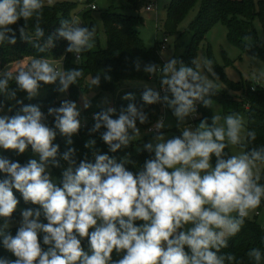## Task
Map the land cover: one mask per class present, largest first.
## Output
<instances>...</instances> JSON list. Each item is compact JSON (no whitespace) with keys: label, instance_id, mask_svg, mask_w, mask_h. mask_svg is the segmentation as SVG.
I'll return each instance as SVG.
<instances>
[{"label":"clouds","instance_id":"clouds-1","mask_svg":"<svg viewBox=\"0 0 264 264\" xmlns=\"http://www.w3.org/2000/svg\"><path fill=\"white\" fill-rule=\"evenodd\" d=\"M53 3L47 0L48 6ZM44 7L45 0H0V45L17 43L10 26L23 19L20 39L39 53L49 51L58 39L68 41L66 52L74 54L76 61L93 49L95 26L90 29L73 19H61L55 32L45 39L41 27ZM30 20L35 22L31 35L27 30ZM134 63L139 71L140 62ZM191 65L177 59L162 67L148 63L143 71L159 77L160 91L145 85L141 106L129 103L118 113L114 107H106L93 114L89 135L100 133L109 152L116 153L141 140L137 122L143 125L149 121L145 105L161 104L172 111L180 135L166 137L162 131L166 127L164 118L158 119L149 129L155 133L152 139L142 148L136 147L137 152L149 153L142 166L136 165L130 154L118 162L114 156L99 152L96 140L91 138L84 147L91 151L93 160L85 154L78 162L72 137L87 122L82 123L77 104L65 99L58 107H49L45 114L39 105H25L17 99V91L26 93L31 100L39 95L42 84L57 82V90L67 93L83 78V69L62 70L48 58L33 57L26 66L0 71V97L20 105L14 115H0V149L20 155L30 146L38 156L23 165L0 156V173L4 174L0 179V218L4 221L0 224V245L15 257H0V264L237 261L235 254L222 250L229 247V239L241 231L246 219L264 201V146L249 147L257 133L248 130L245 118L237 112L224 116L216 112L210 124L207 119L195 127L186 124L188 118L195 117L198 102L213 108L212 96L218 89L208 75L218 79L210 59L193 58ZM104 78L111 80L106 73ZM251 79L255 91V85L264 81V70L253 73ZM13 83L15 88L11 87ZM100 83L98 74L88 87H99ZM123 99L133 101L135 96L127 93ZM90 106L87 101L83 104L84 109ZM13 107H7V112H12ZM5 108L0 101V113ZM49 117L53 118V126L47 122ZM58 134L65 138L67 147L63 152L54 143ZM128 164L137 171H130ZM52 168L62 169L59 183L51 175ZM13 189L21 193L25 204L39 206L21 210L15 235L9 230V220L19 204ZM85 240L87 250L82 243ZM246 255L252 264H264L260 248H251Z\"/></svg>","mask_w":264,"mask_h":264},{"label":"trees","instance_id":"trees-1","mask_svg":"<svg viewBox=\"0 0 264 264\" xmlns=\"http://www.w3.org/2000/svg\"><path fill=\"white\" fill-rule=\"evenodd\" d=\"M130 1L132 8L138 9L139 2L137 0ZM87 3L89 4V9L84 12L85 21L81 26H87L90 29L95 26L96 37L93 49L82 53L79 61H76L77 57L74 54L66 52L68 41L58 39L55 41V46L49 51L39 53L31 44L20 39L19 28L25 24L23 19L16 25L10 26L15 30L17 43L15 45L7 43L0 45V71L6 68L8 70H14L21 65L26 66L33 57H45L56 60L64 58L65 70L81 68L84 72V76L79 80L78 84L69 87L67 91L68 97L65 98H62L61 93L57 90L58 82L52 85L42 84L41 88L45 89L46 96L41 98L35 97L29 100L26 93L17 91V99L23 100L25 105H39L41 111L47 114L49 107H58L62 100L67 99L76 103L81 91L85 90L88 86V79L98 74L101 75V83L97 88L112 93H115L117 89H122L118 96L114 98L113 107L117 110V113L122 107H127L129 103H135L138 107L143 104L141 94L145 88L136 87L134 89H127L126 86L131 82L151 79L150 75L143 71L146 64L154 63L159 66L163 64L159 52L160 42L157 39L154 47H147L138 30L139 18L134 14H124L119 12L117 8L110 7L100 15L106 36V46H103L99 36L98 24L93 16V11L95 10L91 8L94 1L87 0ZM198 4V13L188 27V31L192 33L191 41L187 44L184 53L180 55L174 54L173 59H177L185 65L192 66L191 61L193 58L197 57L201 41L205 39L206 34L216 24L222 23L227 27L228 37L231 41L243 51L250 52L264 61V0H170L166 6L167 15L164 25L165 31L167 33H176L179 25ZM71 7L72 4L70 2L56 3L53 6L45 4L41 21V27L45 31V39L59 27L61 19H73L70 14ZM256 19L259 20L262 27V41H260L255 29L254 21ZM34 23V20H30L27 23V30L30 35L34 31ZM251 38H253V42L248 41ZM136 61L140 62L139 71L135 68L134 62ZM104 73L109 75L111 80H106L104 78ZM218 73L223 82L227 84V87L229 89H236V91L239 92L241 91L242 97L234 98L233 95L228 92L229 89H221L218 86L216 94L212 96L213 103H220L226 114L244 112L247 116L246 127L248 130H254L257 133L256 140L249 147L264 146V88L255 89V91H253L251 81L234 83L226 78L221 68H218ZM11 87L15 88L16 86L13 83ZM127 93L134 94L135 100H124L123 97ZM0 101H3L6 105L5 112H7V107L14 106L13 111L8 112L9 115H14L20 107L15 101H7L3 97H0ZM198 107L199 118L196 121L207 119L210 124L211 117L213 116L211 108H206L201 103L198 104ZM103 109H105V107L94 109L91 105L86 109L85 116L80 118L82 123L85 121L87 123L85 127L80 129L77 135L72 137V147L77 149V161L79 162V160L83 159L85 154H87L88 160H93L91 151L84 147L85 142L91 138L96 140V149L99 150V152L114 156L118 162L121 158L130 154L131 160L134 161L136 165L142 166L144 161L149 158V153L136 151L137 146L142 148L144 144L141 140L130 145L126 149L111 153L109 152L108 146L100 138V133L89 135L88 129L91 128L94 123L93 114ZM144 111L147 113L149 121L143 125L137 122V126L141 131L148 130V128L160 119L163 114L160 104L145 105ZM47 122L49 126H53L52 117H49ZM101 131H105V129H101ZM54 143L59 144L60 152L65 151L67 146L64 137L58 134ZM226 151L231 152L230 149H226ZM0 156L18 161L22 165L27 163L31 158L38 159V156L31 151L30 146L25 153L20 155H17L13 150L0 149ZM61 164L66 166L63 161H61ZM126 167H128L130 171H137V168L134 167L133 164H128ZM262 169H264V166H262ZM51 171L53 175L58 178L59 183L62 169L52 168ZM3 178L4 174L0 173V179ZM261 183H264V171H262ZM13 192L19 200V204L17 210L9 220V230L15 235L18 226L12 225L20 220V209L28 207L38 208L39 206L25 204L21 193L15 189H13ZM263 208L264 201H262L258 209ZM41 221L47 223L43 217H41ZM3 222V219L0 218V224H3ZM40 240L42 244V234L40 235ZM82 243L87 250V241L85 240ZM42 247L46 248V246L43 245ZM251 248H260L261 251L264 252V228L256 219L248 217L241 231L235 237L229 239V247L223 249L222 252H231L236 255L237 261L233 262V264H252L246 255L247 251ZM0 257L15 259V257L5 250L2 245H0Z\"/></svg>","mask_w":264,"mask_h":264},{"label":"rangeland","instance_id":"rangeland-1","mask_svg":"<svg viewBox=\"0 0 264 264\" xmlns=\"http://www.w3.org/2000/svg\"><path fill=\"white\" fill-rule=\"evenodd\" d=\"M98 9L93 11V16L99 27V36L103 46H106V36L104 32L103 23L101 20V13L106 11L110 7L117 8L119 12L124 14H134L139 18L138 30L140 32L141 38L144 40L147 47L151 48L156 45V39L162 42L166 37H168L167 49L164 51H159L161 55V60L165 64L167 61L173 59L174 54H183L187 44L191 41L192 33L188 31L190 22L195 18L198 13L199 4L189 13L187 18L179 25L178 31L176 33H167L165 31L164 25L166 21L167 10L166 6L170 0H137L139 2L138 9H133L130 0H93ZM257 1V0H255ZM61 2H70L72 4L70 14L73 19L78 23L82 24L84 19V12L89 9V4L87 0H54V4ZM154 3L157 9L154 11H147L146 4ZM47 5V0H45ZM255 29L260 41L263 40L262 27L258 19L254 21ZM253 42V38L248 40ZM255 57L256 59H253ZM196 58H207L213 63V70L216 73V77L209 75L210 79H214V82L221 89L228 90L227 84L223 82L221 76L218 73V68H221L226 75V78L234 83L251 81L252 86H254V81L251 79L253 73L258 74L261 70H264V61L256 55L250 52L243 51L240 49L233 41L228 37L227 27L222 24H216L207 34L203 41H201L198 54ZM53 61L57 67L62 70L64 68V58L59 59H49ZM91 79H88V83ZM148 85L153 87L155 90L160 91V84L156 80H145L136 81L127 84V89H134L136 87H144ZM89 86V84H88ZM86 87L82 90L79 99L76 101L78 108L81 110V117L83 118L86 113V109L83 108L85 101L89 102L94 109L101 107H113L114 98L122 91V89H117L115 93L110 91H103L97 87ZM256 90L264 88V81H261L259 85H255ZM228 92L233 95L234 98H241L242 92L236 91V89H229ZM46 91L41 88L39 95L37 97H45ZM61 97H68V93H61ZM107 100L108 103L105 104L104 101ZM199 102L197 103V105ZM161 105V104H160ZM164 122L166 127L162 129L166 137L171 138L174 135H180V129L177 127V120L173 116L172 111L164 106H162ZM212 114L219 112L222 116L227 115L223 109V106L218 103H213V108H211ZM8 114V112L0 113ZM246 120L247 116L244 112L240 113ZM201 120L195 121L192 117L186 120V124L195 127L199 124ZM196 123V124H195ZM143 143L148 142L152 139L155 134L149 133L148 130L141 131ZM231 152H237L238 149H230ZM53 179L58 183V178L53 175ZM24 208L20 209L23 210ZM256 217V218H255ZM249 218L256 219V221L264 228V214L261 216H255V212L251 213ZM20 220L13 224L12 226H20Z\"/></svg>","mask_w":264,"mask_h":264},{"label":"built area","instance_id":"built-area-1","mask_svg":"<svg viewBox=\"0 0 264 264\" xmlns=\"http://www.w3.org/2000/svg\"><path fill=\"white\" fill-rule=\"evenodd\" d=\"M93 5H95V8H93ZM91 8L96 10L98 9V7L96 6V4H92L91 5ZM157 9V6L154 4V3H150L148 5H146V10L147 11H154ZM168 37H166L162 42H160V46H159V51H164L167 49V45H168ZM81 58V57H80ZM164 65V63L161 65V67ZM152 80H156L157 82L160 83V80H159V77L158 76H150ZM164 93L161 91V95H163ZM197 107V113L195 115V117L193 118L194 119V122L199 118V107L198 105H196ZM152 127V126H151ZM151 127L148 128V132L149 133H152V134H155L154 132H150L149 129H151ZM262 214H264V208L263 209H257L255 211V216H261Z\"/></svg>","mask_w":264,"mask_h":264},{"label":"crops","instance_id":"crops-1","mask_svg":"<svg viewBox=\"0 0 264 264\" xmlns=\"http://www.w3.org/2000/svg\"><path fill=\"white\" fill-rule=\"evenodd\" d=\"M146 5H148V4H146ZM146 7V6H145ZM157 40V39H156Z\"/></svg>","mask_w":264,"mask_h":264}]
</instances>
